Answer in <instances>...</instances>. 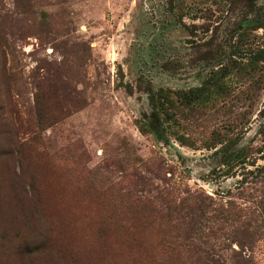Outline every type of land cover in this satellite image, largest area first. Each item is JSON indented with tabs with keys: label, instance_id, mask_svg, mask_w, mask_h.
Returning <instances> with one entry per match:
<instances>
[{
	"label": "rangeland",
	"instance_id": "rangeland-1",
	"mask_svg": "<svg viewBox=\"0 0 264 264\" xmlns=\"http://www.w3.org/2000/svg\"><path fill=\"white\" fill-rule=\"evenodd\" d=\"M263 23L264 0H0V264H264V64L238 71Z\"/></svg>",
	"mask_w": 264,
	"mask_h": 264
},
{
	"label": "trees",
	"instance_id": "trees-1",
	"mask_svg": "<svg viewBox=\"0 0 264 264\" xmlns=\"http://www.w3.org/2000/svg\"><path fill=\"white\" fill-rule=\"evenodd\" d=\"M255 1H256V0H249V4H253ZM244 28L247 29V28H252V27L249 26V25L246 23L245 26H244ZM257 28L262 29V30L264 31V23L258 25ZM254 29H255V28H254ZM245 32H246V31L243 30V32H241V34L239 35V37H240V38L245 37ZM247 41H248V39H247ZM244 43H246V42H244ZM241 45H242V44H241ZM243 46H246V44H243ZM261 63L264 64V52H263V51L260 52V53H258L254 58L249 59V60L247 61V64H240V68H239L238 71H246V70L254 71V70H256V69H259V68H257V66H258L259 64H261ZM217 73L220 74V78L218 79V80H220V81H224V79L227 77V75H228V74H231L230 69L228 70V67H220V68L216 71V74H217ZM218 80L215 81V85H216V87H222L223 85L220 84ZM210 84H211V80L209 79V80L207 81V83H205L201 88H198V89L193 90L192 93H195L194 95L197 96L198 98H200V97H205V96L208 95V94L205 93V92H206V90H207V88H208V86H209ZM150 103H151V105L153 106L154 109L160 111V101H159V97H157L156 94H150ZM192 254H193V257H194V259L196 260L197 263H203V264H206L207 262H212V264H216V263H214V260H213V259H211L208 255H206V254H204V253H202V252L199 253V254H197V256H196L195 251H193ZM137 256H143V255H141V254H137V255H135V256L133 257V263H134V264L137 263V261H136V257H137ZM232 259H237V258H233V257H232ZM241 259H242V257H241ZM243 260H244V259H243ZM219 264H223V263H220V262H219ZM224 264H226V263H224Z\"/></svg>",
	"mask_w": 264,
	"mask_h": 264
}]
</instances>
